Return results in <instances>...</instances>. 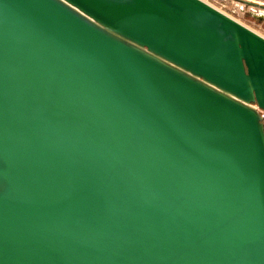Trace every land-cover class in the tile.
Returning a JSON list of instances; mask_svg holds the SVG:
<instances>
[{"label":"water","instance_id":"water-1","mask_svg":"<svg viewBox=\"0 0 264 264\" xmlns=\"http://www.w3.org/2000/svg\"><path fill=\"white\" fill-rule=\"evenodd\" d=\"M0 264H264V37L203 0H0Z\"/></svg>","mask_w":264,"mask_h":264},{"label":"rangeland","instance_id":"rangeland-1","mask_svg":"<svg viewBox=\"0 0 264 264\" xmlns=\"http://www.w3.org/2000/svg\"><path fill=\"white\" fill-rule=\"evenodd\" d=\"M212 2L218 8L222 9L227 15L241 21L242 23L248 25L250 28L255 30L264 36V18L258 19V17L250 11L249 4H261L264 5V0H236L238 2H243V9H234L233 0H207Z\"/></svg>","mask_w":264,"mask_h":264},{"label":"bare ground","instance_id":"bare-ground-1","mask_svg":"<svg viewBox=\"0 0 264 264\" xmlns=\"http://www.w3.org/2000/svg\"><path fill=\"white\" fill-rule=\"evenodd\" d=\"M205 1L206 3L210 4L211 6L215 7L216 9L220 10L221 12L225 13L222 9L218 8L216 5L212 4V2L210 1H207V0H203ZM233 8L236 9V10H240V9H243V5L244 3L243 2H238L236 0H233ZM249 7H250V11L255 14L256 16H261L262 18H264V5H261V4H249ZM227 15V13H225ZM229 16V15H228ZM231 17V16H230ZM233 18V17H232ZM235 19V18H233ZM236 21L240 22L241 24H244L242 23L241 21L235 19ZM245 26H247L248 28H250L248 25L244 24ZM252 29V28H250ZM253 30V29H252ZM255 31V30H254ZM258 33V32H257ZM260 34V33H258ZM261 35V34H260ZM263 36V35H262ZM264 37V36H263Z\"/></svg>","mask_w":264,"mask_h":264}]
</instances>
